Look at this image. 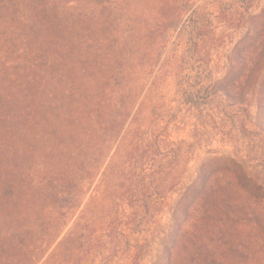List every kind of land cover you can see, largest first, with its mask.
<instances>
[{"label": "rangeland", "instance_id": "obj_1", "mask_svg": "<svg viewBox=\"0 0 264 264\" xmlns=\"http://www.w3.org/2000/svg\"><path fill=\"white\" fill-rule=\"evenodd\" d=\"M84 5L75 7L105 29L96 47L106 67L93 69L92 90L106 114L92 121L93 143L77 153L76 180L59 189L73 209L59 213L43 260L60 241L59 264H155L200 173L231 162L264 170V0ZM160 181L164 205L140 255V243L123 238L138 201ZM45 224L53 225L51 214Z\"/></svg>", "mask_w": 264, "mask_h": 264}, {"label": "trees", "instance_id": "obj_2", "mask_svg": "<svg viewBox=\"0 0 264 264\" xmlns=\"http://www.w3.org/2000/svg\"><path fill=\"white\" fill-rule=\"evenodd\" d=\"M90 3L0 0V264H59L60 241L43 258L59 213L73 209L60 190L76 180L77 153L93 143L92 121L106 114L92 90L93 69L106 67L96 47L105 29L75 7ZM165 189L158 182L135 206L123 239L140 243V255ZM178 207L182 219L174 215L155 264H264V170L231 162L200 173Z\"/></svg>", "mask_w": 264, "mask_h": 264}]
</instances>
